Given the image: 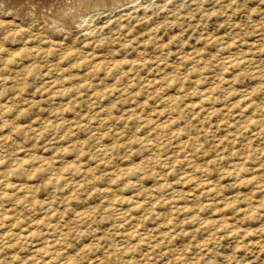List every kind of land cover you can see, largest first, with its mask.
<instances>
[{"label": "rangeland", "instance_id": "374dc122", "mask_svg": "<svg viewBox=\"0 0 264 264\" xmlns=\"http://www.w3.org/2000/svg\"><path fill=\"white\" fill-rule=\"evenodd\" d=\"M58 1L0 0V264H264V0Z\"/></svg>", "mask_w": 264, "mask_h": 264}, {"label": "bare ground", "instance_id": "6f19581e", "mask_svg": "<svg viewBox=\"0 0 264 264\" xmlns=\"http://www.w3.org/2000/svg\"><path fill=\"white\" fill-rule=\"evenodd\" d=\"M10 1V0H9ZM58 1V0H57ZM64 1V0H63ZM70 1V0H69ZM86 1V0H85ZM91 1V0H90ZM97 1V0H96ZM101 1V0H100ZM109 1H111V0H109ZM108 1V2H109ZM118 1V0H117ZM121 1V0H120ZM43 2V1H42ZM46 2V1H45ZM59 2V1H58ZM66 2V1H65ZM80 2V1H79ZM84 2V1H83ZM106 2H107V0H106ZM114 1H111V3H113ZM24 3V2H23ZM88 3H90V2H88ZM115 3V2H114ZM28 4V3H27ZM39 4H40V2H39ZM57 4V3H56ZM83 4V3H82ZM110 4V3H109ZM118 4V3H117ZM84 6H85V2H84V4H83ZM86 5H87V3H86ZM92 5V4H91ZM120 5V4H119ZM35 6V5H34ZM47 6V5H46ZM45 6V7H46ZM50 6V5H49ZM53 6V5H52ZM103 6H105V5H103ZM112 6H113V4H112ZM31 7V6H30ZM39 7V6H38ZM42 7V6H41ZM57 7V6H56ZM70 7V6H69ZM72 7H75V6H72ZM77 7V6H76ZM93 7H95V6H93ZM98 7V6H97ZM121 7V6H120ZM64 8V7H63ZM71 8V7H70ZM81 8V7H80ZM86 8V7H85ZM89 8V7H88ZM101 8V7H100ZM83 9V8H82ZM22 10V9H21ZM61 10H63V9H61ZM85 10V9H84ZM113 10V9H112ZM50 11V10H49ZM69 11V10H68ZM80 11V10H79ZM51 12V11H50ZM62 12V11H61ZM17 13V12H16ZM59 13V12H58ZM72 13H74V12H72ZM86 13V12H85ZM64 14H66V11H65V13ZM84 14V13H83ZM73 17V16H72ZM71 17V18H72ZM79 17V16H78ZM44 21V20H43ZM50 22V21H49ZM66 23V22H65ZM52 25V24H51ZM64 25V24H63ZM136 202H139V201H137L136 200ZM136 204H138V203H136ZM139 205V204H138ZM213 235V234H212Z\"/></svg>", "mask_w": 264, "mask_h": 264}]
</instances>
